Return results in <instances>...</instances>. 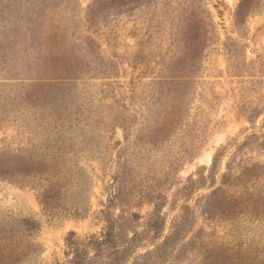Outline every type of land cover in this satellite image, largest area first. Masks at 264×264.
Returning <instances> with one entry per match:
<instances>
[{
  "label": "rangeland",
  "instance_id": "374dc122",
  "mask_svg": "<svg viewBox=\"0 0 264 264\" xmlns=\"http://www.w3.org/2000/svg\"><path fill=\"white\" fill-rule=\"evenodd\" d=\"M24 1L47 16L45 47L58 59L48 60L50 76L64 84L19 85L0 97V264H64L69 234L100 232L110 205L127 239L161 200L164 231L143 238L127 264H264V168L254 213L212 224L196 206L191 225L157 250L184 206L197 205L224 174L237 175L245 162L264 166V0ZM19 36L28 64L42 43ZM12 50L0 33V82L46 76L15 64ZM175 95L186 96L183 113L165 124ZM34 106L51 112L50 124ZM47 172L72 184L52 209L39 198ZM191 176L206 178L178 196Z\"/></svg>",
  "mask_w": 264,
  "mask_h": 264
},
{
  "label": "trees",
  "instance_id": "16d2710c",
  "mask_svg": "<svg viewBox=\"0 0 264 264\" xmlns=\"http://www.w3.org/2000/svg\"><path fill=\"white\" fill-rule=\"evenodd\" d=\"M24 0H0V5L3 3V16L0 21L2 24L0 26V33L2 35V40L12 39L14 41V47H16V54L12 50L13 56L12 60H15V64L19 61V65L22 67L27 62V57L30 52L27 48L22 49L20 44V36L23 35L28 38L30 42L42 43L39 44L42 50L38 52H33L34 56L30 58V62L26 64L30 67L31 70L35 72L45 73L46 76L38 78H30L31 82H20L18 84H13L12 82L3 81L0 82V97H4L6 92H9L12 89H16L17 86L21 85L22 88L34 87L36 85L43 86H52L56 84H64V77H53L52 71L56 69L54 64H50L48 60L55 59L52 54L48 51V48L45 47V44L49 40V35H47L48 27L50 26L49 21L47 20L46 14H43L41 10H36V2H26V7L24 8ZM34 2V3H33ZM31 4H34L33 6ZM24 9H27L28 13H31V18L25 20V25L22 23L24 16L20 15V12ZM31 9H34L32 11ZM37 12H36V11ZM1 11V10H0ZM36 14V15H35ZM35 15V17L33 16ZM203 24V20H201ZM12 26H20L21 31L19 34L14 33L13 29L10 30ZM14 27V28H15ZM41 28H47V31H41ZM13 47V46H12ZM10 56L9 54H3V57ZM52 62V61H51ZM63 69V68H62ZM61 70V69H60ZM59 70V71H60ZM163 81V80H162ZM170 82H174L170 80ZM164 83V82H162ZM171 93V92H170ZM24 92L20 91V97L23 98ZM170 95V94H169ZM168 95V96H169ZM186 96H176L172 101L170 106L168 116H165L163 122L165 124H177L182 115V106L185 103ZM21 103L19 100L12 101V105H18ZM35 111L33 113H38L41 115L42 122L45 124H50L49 118L52 116L51 112L47 115H42L41 106H34ZM40 119V118H39ZM38 119V120H39ZM47 125V124H46ZM60 125V124H58ZM243 145L245 143H242ZM237 145L236 143L234 144ZM238 146V145H237ZM258 147L264 149V144L259 143ZM46 153V156L47 157ZM50 155V154H48ZM44 157V158H45ZM215 159L212 163L211 170L214 169ZM264 166L257 162L249 163L245 162L242 170L232 177H228L224 174L223 182L219 186L213 185L212 191L209 194L202 195L198 198L197 205L191 206L186 204L183 208V212L175 219L171 233L166 236L165 241L159 246L157 250L167 248L168 244L174 242L177 237L184 232L190 224L193 217H197L198 212L195 207H200L198 210L207 220L211 221L212 224L223 220L226 217L234 216L243 209H249L254 213L255 210H252L256 207L258 201L257 192L254 191V186L256 180H258L263 171ZM83 176L84 181L89 179L87 174ZM206 177L194 178L191 176L187 183L183 184L179 188L178 196H186L189 191L197 184H200V181ZM70 184L68 186L67 184ZM65 185V188L64 186ZM67 185V187H66ZM235 186L236 189H229L230 186ZM71 180L67 178L64 173H49L45 174L40 183L39 198L41 204L46 209H52L63 192L67 193L71 189ZM63 189V192H62ZM117 196H113V199H110V203H114ZM154 205L153 211L150 212L147 221L145 222L144 229L142 231H134L133 235L126 237L127 239L121 238L117 232V222L118 220L111 212V205L106 210H101L106 217V225L98 233H91L85 236H78L75 232H71L66 238V251L65 255L67 260L64 264H127L131 255L138 249V243L143 241V238L150 237L151 235H159L164 231L166 227V218L163 216L162 209L163 202H151ZM78 211H81L83 208H77ZM138 216V215H137ZM204 230V229H203ZM206 233V230H204ZM30 247H36V244L32 242L28 244ZM195 246L199 249H203V244L198 241H195ZM205 250H207L205 248Z\"/></svg>",
  "mask_w": 264,
  "mask_h": 264
}]
</instances>
